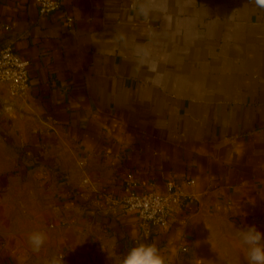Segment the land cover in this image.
Segmentation results:
<instances>
[{"label": "crops", "instance_id": "crops-1", "mask_svg": "<svg viewBox=\"0 0 264 264\" xmlns=\"http://www.w3.org/2000/svg\"><path fill=\"white\" fill-rule=\"evenodd\" d=\"M73 18L67 28L64 14ZM29 87L0 85V264H248L264 232V9L254 0H0V48ZM186 195L144 233L125 190ZM47 235L39 252L28 236Z\"/></svg>", "mask_w": 264, "mask_h": 264}, {"label": "built area", "instance_id": "built-area-1", "mask_svg": "<svg viewBox=\"0 0 264 264\" xmlns=\"http://www.w3.org/2000/svg\"><path fill=\"white\" fill-rule=\"evenodd\" d=\"M39 16H50L60 9V0H33ZM67 28H71L73 18L64 14ZM0 85L7 88L11 96H20L29 87L28 62L23 60L10 45L0 48ZM186 195L169 181L165 185L164 194L146 192L135 194L129 189L114 202L120 210L134 211L138 217V225L142 232L165 229L169 225L170 216L183 207ZM61 258V257H60Z\"/></svg>", "mask_w": 264, "mask_h": 264}, {"label": "clouds", "instance_id": "clouds-1", "mask_svg": "<svg viewBox=\"0 0 264 264\" xmlns=\"http://www.w3.org/2000/svg\"><path fill=\"white\" fill-rule=\"evenodd\" d=\"M258 8L264 9V0H254ZM241 242L247 246L248 264H264V232L255 226H246L239 230ZM28 240L34 252H39L47 240L43 232H33ZM49 264H63V257L49 261ZM120 264H166L164 256L155 244L140 243L129 249Z\"/></svg>", "mask_w": 264, "mask_h": 264}, {"label": "rangeland", "instance_id": "rangeland-1", "mask_svg": "<svg viewBox=\"0 0 264 264\" xmlns=\"http://www.w3.org/2000/svg\"><path fill=\"white\" fill-rule=\"evenodd\" d=\"M239 238H240V236H239ZM241 239V238H240Z\"/></svg>", "mask_w": 264, "mask_h": 264}]
</instances>
